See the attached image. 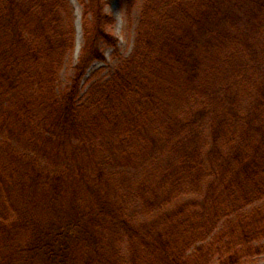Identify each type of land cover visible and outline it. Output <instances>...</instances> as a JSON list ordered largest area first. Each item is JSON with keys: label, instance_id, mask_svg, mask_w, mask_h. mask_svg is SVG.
Returning <instances> with one entry per match:
<instances>
[{"label": "trees", "instance_id": "1", "mask_svg": "<svg viewBox=\"0 0 264 264\" xmlns=\"http://www.w3.org/2000/svg\"><path fill=\"white\" fill-rule=\"evenodd\" d=\"M0 0V264H244L264 255V0ZM136 0H127L128 14Z\"/></svg>", "mask_w": 264, "mask_h": 264}, {"label": "rangeland", "instance_id": "2", "mask_svg": "<svg viewBox=\"0 0 264 264\" xmlns=\"http://www.w3.org/2000/svg\"><path fill=\"white\" fill-rule=\"evenodd\" d=\"M74 8V24H75V49L73 53V63L68 61L63 69L61 76V88L69 85V79L73 73V64L77 63L83 44L82 37V8L76 0H70ZM106 12L115 18V25L110 29L111 33L118 39V50L104 48L106 61L103 63H95L90 69L86 82L82 89L81 98L84 97L89 88L87 80L97 70L95 77L98 80H106L115 72L121 60L127 58L132 53L135 41V30L139 22L142 0H136L130 14H128L127 0H106ZM244 264H264V255L254 257L244 262Z\"/></svg>", "mask_w": 264, "mask_h": 264}]
</instances>
